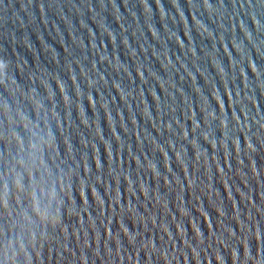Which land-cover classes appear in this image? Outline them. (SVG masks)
<instances>
[{
  "label": "water",
  "instance_id": "95a60500",
  "mask_svg": "<svg viewBox=\"0 0 264 264\" xmlns=\"http://www.w3.org/2000/svg\"><path fill=\"white\" fill-rule=\"evenodd\" d=\"M0 60L66 174L54 228L0 208V264H264V0H0Z\"/></svg>",
  "mask_w": 264,
  "mask_h": 264
},
{
  "label": "clouds",
  "instance_id": "9594fccd",
  "mask_svg": "<svg viewBox=\"0 0 264 264\" xmlns=\"http://www.w3.org/2000/svg\"><path fill=\"white\" fill-rule=\"evenodd\" d=\"M8 65L0 60V85L9 83ZM10 95L11 90L7 87ZM22 100L24 99L21 97ZM31 113L17 109L15 118L9 114L7 104L0 105V113L9 125L10 142L16 146L14 155L5 160L0 169V208L7 209L12 203L19 206L22 202L30 203L34 211L39 212L44 203L45 210L53 208L50 223L54 228L60 220V211L64 203L62 191L66 174L59 168L53 171L44 158L55 155L59 132L51 127L48 115H41L35 105L28 100ZM91 110V108H90ZM59 192V198H58ZM67 209H64L66 213ZM245 259L248 252L244 250ZM256 264H259L257 260Z\"/></svg>",
  "mask_w": 264,
  "mask_h": 264
}]
</instances>
